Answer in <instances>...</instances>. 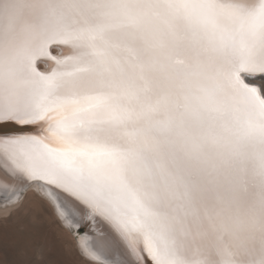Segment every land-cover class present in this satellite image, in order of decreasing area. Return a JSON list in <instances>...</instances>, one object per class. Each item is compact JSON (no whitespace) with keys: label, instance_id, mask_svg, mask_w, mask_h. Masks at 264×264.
Returning a JSON list of instances; mask_svg holds the SVG:
<instances>
[{"label":"snow or ice","instance_id":"6c2138e0","mask_svg":"<svg viewBox=\"0 0 264 264\" xmlns=\"http://www.w3.org/2000/svg\"><path fill=\"white\" fill-rule=\"evenodd\" d=\"M13 123L0 196L100 224L95 264H264V0H0Z\"/></svg>","mask_w":264,"mask_h":264},{"label":"rangeland","instance_id":"374dc122","mask_svg":"<svg viewBox=\"0 0 264 264\" xmlns=\"http://www.w3.org/2000/svg\"><path fill=\"white\" fill-rule=\"evenodd\" d=\"M1 198L0 264H95L80 246L88 232L93 234L91 224L82 221L75 228L65 222L36 188L8 209Z\"/></svg>","mask_w":264,"mask_h":264},{"label":"bare ground","instance_id":"6f19581e","mask_svg":"<svg viewBox=\"0 0 264 264\" xmlns=\"http://www.w3.org/2000/svg\"><path fill=\"white\" fill-rule=\"evenodd\" d=\"M29 131V130H28ZM36 189H38L40 192H41V194L42 195H44L43 194V192H42V190L41 189H39V188H36ZM2 199V198H1ZM48 199V198H47ZM49 200V199H48ZM50 201V200H49ZM51 203H53L52 201H50ZM54 204V203H53ZM55 205V204H54ZM53 205V206H54ZM11 206H15V205H4V209H8V208H10ZM3 208V207H2ZM54 209H55V207H54ZM61 216V215H60ZM61 218H63V220L65 221V222H68L69 224H71V225H73L75 228L77 227V226H79L80 225V223H82V221L84 222L85 221V223L86 224H91V229H92V231H93V234L92 233H89L88 232V234H87V237L88 238H92V237H96L97 235H98V232H97V230L98 229H100L102 226L100 225V224H94L92 221H88V220H86V219H81V221H80V223H79V225H77V224H75V223H71L67 218H65V217H62L61 216ZM81 226V225H80ZM83 226V225H82ZM87 226V225H86ZM73 227V228H74ZM90 227V226H89ZM83 228H86V227H83ZM86 236V235H85ZM82 239V238H81Z\"/></svg>","mask_w":264,"mask_h":264},{"label":"water","instance_id":"95a60500","mask_svg":"<svg viewBox=\"0 0 264 264\" xmlns=\"http://www.w3.org/2000/svg\"><path fill=\"white\" fill-rule=\"evenodd\" d=\"M30 130V126H19L16 124H10L6 128L0 126V132L7 131L8 134H22Z\"/></svg>","mask_w":264,"mask_h":264}]
</instances>
